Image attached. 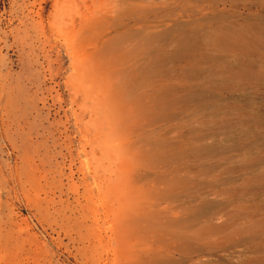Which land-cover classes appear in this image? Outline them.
Listing matches in <instances>:
<instances>
[{"label": "rangeland", "instance_id": "obj_1", "mask_svg": "<svg viewBox=\"0 0 264 264\" xmlns=\"http://www.w3.org/2000/svg\"><path fill=\"white\" fill-rule=\"evenodd\" d=\"M0 264H264V0H0Z\"/></svg>", "mask_w": 264, "mask_h": 264}, {"label": "bare ground", "instance_id": "obj_2", "mask_svg": "<svg viewBox=\"0 0 264 264\" xmlns=\"http://www.w3.org/2000/svg\"><path fill=\"white\" fill-rule=\"evenodd\" d=\"M116 13V12H115ZM89 89V88H88Z\"/></svg>", "mask_w": 264, "mask_h": 264}]
</instances>
